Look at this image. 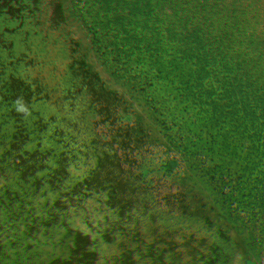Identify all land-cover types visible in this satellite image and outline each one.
<instances>
[{
	"label": "rangeland",
	"instance_id": "1",
	"mask_svg": "<svg viewBox=\"0 0 264 264\" xmlns=\"http://www.w3.org/2000/svg\"><path fill=\"white\" fill-rule=\"evenodd\" d=\"M25 4L29 14L47 17L42 30L52 35L53 47L35 68L37 113L27 109L31 100L26 95L15 109L0 108V226H9L8 234L0 236V251L30 245L33 228L53 221L56 240L75 250L73 239L93 214L111 211L116 219L120 196L145 191L144 180L178 175L180 169L174 168L179 164H171V158L181 166L185 159L197 158L175 152L176 137L205 150L225 143L246 147L250 129L264 128V33L254 31L257 0ZM225 29H233L234 39L245 48L239 70L202 63L199 46H210L214 32ZM124 59L135 62L139 76L159 75L163 62L177 73H192L185 118L172 131L150 133L135 123L139 106L151 102L126 90ZM52 73L60 82L56 94L48 84ZM94 111L100 115L92 116ZM68 113L74 119L65 125ZM135 181L142 188H131ZM107 260L106 254L102 264Z\"/></svg>",
	"mask_w": 264,
	"mask_h": 264
},
{
	"label": "trees",
	"instance_id": "2",
	"mask_svg": "<svg viewBox=\"0 0 264 264\" xmlns=\"http://www.w3.org/2000/svg\"><path fill=\"white\" fill-rule=\"evenodd\" d=\"M29 12L25 0H0V108L12 105L15 109L26 95L31 100L27 109L35 114L32 99L39 80L35 68L42 56L51 55L53 46L52 35L42 30L47 17L38 19L36 12ZM56 74L48 80L53 94L60 88V82L54 81ZM67 87L64 83L62 90L66 92ZM250 134L246 147L235 143L209 146L203 158L206 171L198 180L177 187L171 186V179L144 180L140 185L146 186L145 191L120 196L122 205L115 221L124 237L116 264H135L133 252L147 237H153L154 244L156 237L175 255L167 231L171 223L179 232L191 225L205 228L217 239L222 264H264V128H251ZM136 183L131 188H142ZM155 187L161 190H149ZM162 247L157 245L156 250ZM173 264H189V260L185 257Z\"/></svg>",
	"mask_w": 264,
	"mask_h": 264
},
{
	"label": "clouds",
	"instance_id": "3",
	"mask_svg": "<svg viewBox=\"0 0 264 264\" xmlns=\"http://www.w3.org/2000/svg\"><path fill=\"white\" fill-rule=\"evenodd\" d=\"M257 3L259 6L255 11L259 18L255 22L254 31L264 33V0H257ZM233 32V29L214 32L216 39L210 46H199L202 63L231 64L239 70L245 48L238 45ZM124 60L128 73L126 90L131 95L146 97L151 102L150 107L144 104L139 106L135 123L150 133L157 128L172 131L185 118L186 106L193 91L192 73L190 71L177 73L163 62L165 67L161 69L159 75L149 76L145 73L139 76L136 74L135 62L127 63L128 59ZM91 115L95 117L100 113L94 111ZM124 115L127 116L129 113L125 111ZM73 119L74 115L68 113L63 118V124H71ZM174 149L175 152L191 154L197 158L183 161L180 173L171 179L172 187L186 185L189 181L198 180L205 174L206 165L203 163V158L206 156V151L202 144L176 137ZM170 163L181 162L171 158ZM117 224L111 211L93 214V219L73 239L75 250L72 246L61 245L56 240L51 225L42 224L30 232L29 235L33 239L30 245L25 244L18 251L12 249L0 251V264H13V259L16 264H35L37 258L40 264H102V258L106 254L108 256L106 264H116L119 259V244L124 237ZM210 228L209 222L207 229ZM8 231L9 226L6 228L0 226V236L8 234ZM167 231L170 233L169 241L175 255L164 249L156 237L155 244L153 237H147L137 244L133 252L135 264H173L174 260L185 257L188 258L189 264H222L218 256L217 239L210 236L205 228L191 225L189 229L179 232L176 224L171 223ZM157 245L163 250H156ZM109 250L110 254H108Z\"/></svg>",
	"mask_w": 264,
	"mask_h": 264
}]
</instances>
